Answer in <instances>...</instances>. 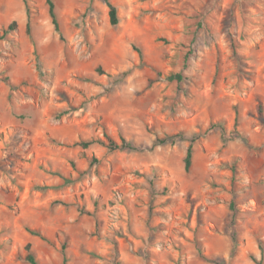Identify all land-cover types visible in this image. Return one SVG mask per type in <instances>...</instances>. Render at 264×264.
Masks as SVG:
<instances>
[{"label": "rangeland", "instance_id": "374dc122", "mask_svg": "<svg viewBox=\"0 0 264 264\" xmlns=\"http://www.w3.org/2000/svg\"><path fill=\"white\" fill-rule=\"evenodd\" d=\"M110 1L0 0V264H264V0Z\"/></svg>", "mask_w": 264, "mask_h": 264}, {"label": "trees", "instance_id": "16d2710c", "mask_svg": "<svg viewBox=\"0 0 264 264\" xmlns=\"http://www.w3.org/2000/svg\"><path fill=\"white\" fill-rule=\"evenodd\" d=\"M46 1H47L48 5H49V13H50V15L52 17V21H53V24L55 26V29L57 31H59L60 30V26H59L57 14L55 12V3H54V0H46ZM105 1L107 2L108 6L110 8V21H111V24L117 25L118 22H119V18H118V14H117V7L113 3H111L110 0H105ZM26 9H27V32L30 33V31H31V12H30V7L27 5L26 6ZM16 27H17V22L14 20L8 26V29H15ZM139 53L142 56L140 50H139ZM168 79L169 80H176V81L180 82L183 79V74L181 72H173V73L169 74ZM260 112H262L261 109H260ZM218 125L220 127L223 126L222 124H218ZM218 125H215V126H218ZM170 137L157 138L156 141L157 142H160V143H165V142H167V140H169ZM196 139H197V136H194L193 139H192V141H191V143H190V145H189V147H188L187 154H186V157H185V169L187 171L190 169V167L192 165L193 143H194V141ZM96 141H98V140L92 139V140H89V141H83V142H81V145L83 147H88L91 144L95 143ZM121 146L135 149V147L132 144L128 143L125 139L122 140V143L121 144H118L114 140H110V142L108 144V147L110 149H116V148H119ZM232 169H233V171L236 170L235 165L232 166ZM230 208L231 209L234 208V202L233 201L230 202ZM29 231L32 234H36V235L42 236V234L39 231H36V230H33V229H29ZM26 249H27L26 260L29 263H31V264H38V260L36 259L35 255H34V253L32 251V247H31V244L30 243L27 244ZM66 261H67V257L64 254V263H66Z\"/></svg>", "mask_w": 264, "mask_h": 264}]
</instances>
